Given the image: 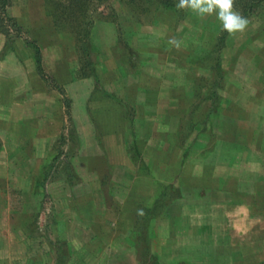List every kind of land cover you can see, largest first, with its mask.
<instances>
[{
    "label": "crops",
    "instance_id": "crops-1",
    "mask_svg": "<svg viewBox=\"0 0 264 264\" xmlns=\"http://www.w3.org/2000/svg\"><path fill=\"white\" fill-rule=\"evenodd\" d=\"M118 36L116 25H95V66L99 54L111 64L104 93L96 76L55 75L72 125L87 132L71 158L77 184L61 174L41 185L53 140L65 136L51 89L29 72L0 90V264H264V121L253 90H192L174 59L123 73Z\"/></svg>",
    "mask_w": 264,
    "mask_h": 264
},
{
    "label": "rangeland",
    "instance_id": "rangeland-1",
    "mask_svg": "<svg viewBox=\"0 0 264 264\" xmlns=\"http://www.w3.org/2000/svg\"><path fill=\"white\" fill-rule=\"evenodd\" d=\"M112 4L119 16L120 37L128 43L126 48L122 43L121 46H113L116 55L113 57L116 58L115 62L121 64L123 73H136L140 70L142 61L153 64L174 59L178 68L185 73L182 80L190 89L207 90L210 86L212 90L215 88L216 83L219 82L220 73L213 70L216 55L212 50L218 34L223 31L215 15L201 18L190 9H166L155 3L146 4L144 13L138 15L120 1H114ZM8 14L15 18L30 38L39 43L46 73L54 79H56L55 75L59 79L64 78L67 73L71 78H81L75 43L68 32L58 31L53 26L45 7V0H11ZM248 21V26L243 33L238 32L234 35L227 33L226 44L221 51L220 59L223 74L221 85L225 90L229 88L228 90L233 94H241L242 91L245 92V89L253 90L256 97L249 100L252 106L261 108L263 113L260 116L264 121V13L252 16L248 18ZM171 38L182 41L179 49L169 44L168 41ZM3 46L4 37L0 34V90L2 88L4 91L13 90L15 83L29 72L39 76L35 68L33 51L25 46L22 39L14 42L13 51L3 50ZM109 49L111 47L108 51H112ZM169 51L172 56L169 55ZM104 56L99 54L96 58L99 66H95L97 77L94 83L95 88H93L95 91L100 90L107 67L111 65ZM259 76L262 77L252 83L253 79ZM216 78L217 82H215ZM102 91L104 93L103 88ZM50 92L63 106L61 95L54 90ZM86 93V90H81V94ZM65 95L67 96L66 93ZM114 96L117 97V95ZM110 98L107 99L113 101L114 98ZM3 116L4 114H0V122ZM64 117L66 118L63 127L65 136L53 140L51 146L53 158L49 157L42 163L41 177L43 172L48 174L49 179H53L61 174L69 175L71 171H74L71 158L78 152L80 138L87 132L80 131L78 126L75 128L72 125V118L68 122L66 115ZM89 125L87 124L88 127ZM89 129L92 133V128ZM69 180L77 184L75 175H72ZM17 196L20 197V195ZM49 198L43 194V203H47V207L50 205Z\"/></svg>",
    "mask_w": 264,
    "mask_h": 264
},
{
    "label": "trees",
    "instance_id": "trees-1",
    "mask_svg": "<svg viewBox=\"0 0 264 264\" xmlns=\"http://www.w3.org/2000/svg\"><path fill=\"white\" fill-rule=\"evenodd\" d=\"M120 1L131 9L133 13H144L145 5L155 3L166 9H175L178 0H45V7L48 15L51 17L53 26L58 30H65L72 37L78 53L80 63L79 73L81 77L95 76V56L96 45L94 44L93 33L97 22L116 25L118 31V42L126 48L128 43L121 39V26L119 25L113 2ZM11 0H0V34L4 37L3 50L13 51V44L17 39H22L25 46L33 51L36 72L49 89L56 91L61 95L63 105L66 109L68 122L71 120L70 105L71 101L65 95L61 87L53 76L45 72L43 67L42 50L39 43L27 35L26 30L17 23L15 18L8 14V8ZM235 8L247 19L264 13V0H235ZM144 9V10H143ZM123 33V31H122ZM227 32H220L214 42L212 52L216 55V62L213 70L219 71V82L212 90L213 95H217L221 90V81L223 74L221 71V51L225 47ZM132 53L131 50H129ZM216 80V81H215ZM214 81L217 82V78ZM214 82V85H215ZM213 86V85H212ZM214 87V86H213ZM219 100L216 96L213 100ZM43 170V168H42ZM74 176L73 171L68 175ZM67 177V178H68ZM49 179L47 173H42L41 185L43 186Z\"/></svg>",
    "mask_w": 264,
    "mask_h": 264
},
{
    "label": "clouds",
    "instance_id": "clouds-1",
    "mask_svg": "<svg viewBox=\"0 0 264 264\" xmlns=\"http://www.w3.org/2000/svg\"><path fill=\"white\" fill-rule=\"evenodd\" d=\"M175 7L179 10H191L199 17L215 15L224 31L230 35L243 33L248 26V19L235 8V0H178ZM169 44L179 49L182 41L169 39Z\"/></svg>",
    "mask_w": 264,
    "mask_h": 264
}]
</instances>
